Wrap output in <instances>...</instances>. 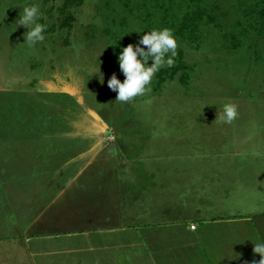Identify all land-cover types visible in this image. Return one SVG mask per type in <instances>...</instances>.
Listing matches in <instances>:
<instances>
[{
    "label": "rangeland",
    "instance_id": "rangeland-1",
    "mask_svg": "<svg viewBox=\"0 0 264 264\" xmlns=\"http://www.w3.org/2000/svg\"><path fill=\"white\" fill-rule=\"evenodd\" d=\"M33 3L48 27L30 46L17 20ZM165 27L174 64L150 91L115 100L107 80L124 79L121 48ZM228 104L237 119L224 126L215 119ZM263 168L264 0H0V246L20 241L16 226L60 189L57 200L85 211L77 220L132 219L126 237H138L162 213L190 220L181 206H211L223 174ZM71 216L58 219L76 232Z\"/></svg>",
    "mask_w": 264,
    "mask_h": 264
},
{
    "label": "crops",
    "instance_id": "crops-1",
    "mask_svg": "<svg viewBox=\"0 0 264 264\" xmlns=\"http://www.w3.org/2000/svg\"><path fill=\"white\" fill-rule=\"evenodd\" d=\"M223 175L225 176L220 180L221 187H210L208 200L211 201V206L196 205V209L193 206H181L179 211L189 213L181 215L190 217V220L179 218L175 213L177 211L171 214L162 213L158 216V220L154 221L155 225L149 226L144 222L138 237L133 235V231H130L131 236L126 237V229L133 228L132 219H127V223L120 226L114 223V218L110 220L95 218L88 223L77 220V217H82L85 211L80 209L74 211L72 209L74 204L71 203L70 206L69 203L64 204L57 200L61 193L60 189L54 199L50 198L53 201L52 206L55 204L54 207L48 211L50 204L46 201L42 208L35 209L26 224L21 225L20 222L16 226L21 234L20 241L19 238L10 240L8 241L10 246L7 245L8 243H3V247L0 246V260L6 257L5 264L11 260L10 264H252L253 261L258 262L260 256L254 253L253 247L254 243L264 240V168L251 176H247L244 172H237L231 175L233 177H229L227 173ZM98 194L104 195L103 191ZM193 195L195 194L191 193L190 197ZM215 195H219L217 202L219 207L213 200ZM94 196H97L96 192ZM113 196L117 198V192L114 191ZM116 198L110 200V212L116 209ZM58 202L60 204H56ZM65 211L66 214H73L71 217L78 221L79 227L76 232H69L65 229L66 223L59 221L58 218L63 216ZM195 212L199 213L197 218L193 216ZM89 227H94L96 230L89 231L87 230ZM119 227L122 230L119 231ZM102 228L104 230H100ZM224 228H233V230L226 232ZM250 230L252 237L248 233ZM249 236L250 243L247 241ZM25 254L27 258L19 257Z\"/></svg>",
    "mask_w": 264,
    "mask_h": 264
},
{
    "label": "clouds",
    "instance_id": "clouds-1",
    "mask_svg": "<svg viewBox=\"0 0 264 264\" xmlns=\"http://www.w3.org/2000/svg\"><path fill=\"white\" fill-rule=\"evenodd\" d=\"M40 15L39 6L33 3L31 6H25L19 14L17 24L24 26L27 31L24 33V43L35 45L44 40V30L47 24L37 22ZM143 32L139 43L136 45L128 44L121 48L117 60L119 69L124 76L123 81L113 74L107 80V86L116 92L115 100L128 102L133 97L150 91V83L156 72L163 66H172L173 57L176 56L177 41L172 34V30L165 27L162 29L153 28L150 31ZM147 46L145 47H141ZM151 60L149 65L148 61ZM100 82H104L103 74L97 70ZM237 119V110L235 106L228 104L223 106L219 115H216V121L224 126H229ZM253 251L259 254V261H253L252 264H264V240L254 243Z\"/></svg>",
    "mask_w": 264,
    "mask_h": 264
},
{
    "label": "trees",
    "instance_id": "trees-1",
    "mask_svg": "<svg viewBox=\"0 0 264 264\" xmlns=\"http://www.w3.org/2000/svg\"><path fill=\"white\" fill-rule=\"evenodd\" d=\"M75 0H64L65 5L69 4L70 2H74Z\"/></svg>",
    "mask_w": 264,
    "mask_h": 264
}]
</instances>
